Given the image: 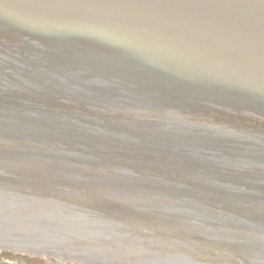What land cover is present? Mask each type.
<instances>
[{"label":"water","instance_id":"95a60500","mask_svg":"<svg viewBox=\"0 0 264 264\" xmlns=\"http://www.w3.org/2000/svg\"><path fill=\"white\" fill-rule=\"evenodd\" d=\"M0 215L264 264V0H0Z\"/></svg>","mask_w":264,"mask_h":264},{"label":"flooded vegetation","instance_id":"af4514ba","mask_svg":"<svg viewBox=\"0 0 264 264\" xmlns=\"http://www.w3.org/2000/svg\"><path fill=\"white\" fill-rule=\"evenodd\" d=\"M63 249L64 254L61 255L60 253L57 254V257H55L53 254L49 256H43V255H29L26 253H16L12 254L10 256L8 253L0 251V264H128V260H120L118 262L111 263L110 261L104 260V262H91L84 259H71L68 255H70L69 249L66 247H61ZM113 256H123V253H108ZM139 253H136L138 255ZM156 256H163L160 254H149L147 255L146 261L144 264H166V261L164 258H154ZM152 261V262H151ZM106 262V263H105Z\"/></svg>","mask_w":264,"mask_h":264},{"label":"rangeland","instance_id":"374dc122","mask_svg":"<svg viewBox=\"0 0 264 264\" xmlns=\"http://www.w3.org/2000/svg\"><path fill=\"white\" fill-rule=\"evenodd\" d=\"M0 249H5V248H0ZM2 252H3V251H2ZM6 252H8V254L10 253V254H9L10 256H12V254H15V253L10 252L9 250H8V251L6 250ZM6 252H5V253H6Z\"/></svg>","mask_w":264,"mask_h":264}]
</instances>
